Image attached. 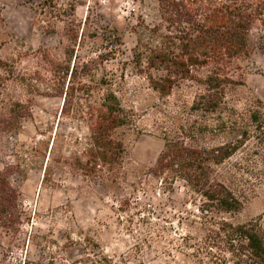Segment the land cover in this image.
<instances>
[{"label":"rangeland","instance_id":"rangeland-1","mask_svg":"<svg viewBox=\"0 0 264 264\" xmlns=\"http://www.w3.org/2000/svg\"><path fill=\"white\" fill-rule=\"evenodd\" d=\"M159 21L157 0H0V55L28 84L11 83L9 95L32 113L21 132L0 135V171L8 172L20 209L13 228L0 224V264H197L205 237L201 201L183 181L170 188L149 171L164 143L156 122L195 117L197 87L184 82L161 96L132 66L135 29ZM91 59L104 60L97 73L112 79L135 115L136 127L123 136L119 185L83 174L70 159L83 148L87 128L75 113H61L59 76L65 65ZM228 98L246 124L248 110L257 100L264 104V30L252 32L243 82ZM237 138L206 131L197 142L215 146ZM214 176L242 203L219 216L234 224L254 220L264 230V136L251 132Z\"/></svg>","mask_w":264,"mask_h":264},{"label":"trees","instance_id":"trees-1","mask_svg":"<svg viewBox=\"0 0 264 264\" xmlns=\"http://www.w3.org/2000/svg\"><path fill=\"white\" fill-rule=\"evenodd\" d=\"M157 3L160 21L135 29L132 66L161 96H169L184 82L193 83L197 93L190 106L195 117L156 122L163 127L164 143L150 174L170 188L183 181L189 196L201 201L197 209L204 214L205 237L197 248V264H264V230L254 220L234 224L219 216L238 211L242 203L214 176L215 166L228 159L251 132L264 136L262 101L248 110L246 124L244 114L228 98L243 82L252 32L264 30V0ZM103 63L91 59L65 65L58 93L63 96L61 113H75L87 128L83 148L70 159L83 174L111 186L119 185L125 173L123 136L136 123L113 89L112 79L97 73L104 69ZM96 75L100 76L96 79ZM11 83L28 85L15 63L0 55V135L21 132L32 116L27 102L9 95ZM206 131L236 135L238 142L202 146L197 141ZM49 173L46 163L44 178ZM19 218L18 193L9 183L8 172L0 171V224L13 228Z\"/></svg>","mask_w":264,"mask_h":264}]
</instances>
